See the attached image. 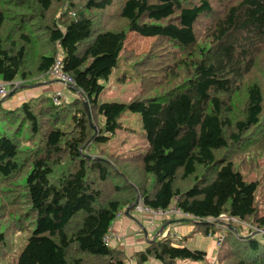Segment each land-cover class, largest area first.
<instances>
[{
  "label": "trees",
  "instance_id": "obj_1",
  "mask_svg": "<svg viewBox=\"0 0 264 264\" xmlns=\"http://www.w3.org/2000/svg\"><path fill=\"white\" fill-rule=\"evenodd\" d=\"M128 33L149 50H125ZM120 59L138 91L98 103ZM56 61L72 100L0 103V260L28 231L15 264L197 262L182 240L199 233L222 235L213 264H264V0H0V81L51 80ZM126 110L145 147L107 153L131 131ZM139 201L193 230L176 241L158 226L131 255L104 245Z\"/></svg>",
  "mask_w": 264,
  "mask_h": 264
},
{
  "label": "rangeland",
  "instance_id": "obj_2",
  "mask_svg": "<svg viewBox=\"0 0 264 264\" xmlns=\"http://www.w3.org/2000/svg\"><path fill=\"white\" fill-rule=\"evenodd\" d=\"M153 39L141 37L135 33H128L126 41H125V50L131 51L135 55H139L142 52H147L151 46ZM17 86L8 85L7 86V94L5 97L0 99H5L2 106L7 107L9 105V100L16 97L17 93L14 94L15 89L19 86H24L31 84L30 81H20L15 80ZM34 81V80H33ZM103 88L100 93L97 95L98 103H109V102H117V103H127L130 98L138 91V77L132 73V71L128 70L122 60L118 61V66L112 70L107 81L102 83ZM14 90V91H13ZM24 90V88H23ZM66 92L69 90L65 89ZM11 92V93H10ZM9 93L11 95H9ZM42 97H49L48 93L41 94ZM18 104V103H17ZM15 104V105H17ZM122 121L124 125L127 126L131 131L127 130L123 134L117 133L115 136L111 137V141H109L106 145L103 143L100 145L105 148L107 153H130V152H138L143 150L145 147L144 142L140 137L141 135V121L140 115L137 113H129L127 110L123 112ZM134 212V211H133ZM123 215V213H122ZM121 215V216H122ZM137 215L134 213L133 218H136ZM171 228V232L173 231L179 232L184 227L193 225L188 221L177 222ZM30 232L23 231L16 233L15 235H11L9 237L8 242V250L5 255L1 258L0 264H15L20 251L26 243L27 238L29 237ZM184 245V242L182 243ZM215 250L217 251L216 238H215ZM210 256V253H209ZM189 260L184 261L181 264H188Z\"/></svg>",
  "mask_w": 264,
  "mask_h": 264
},
{
  "label": "crops",
  "instance_id": "obj_3",
  "mask_svg": "<svg viewBox=\"0 0 264 264\" xmlns=\"http://www.w3.org/2000/svg\"><path fill=\"white\" fill-rule=\"evenodd\" d=\"M50 81L51 80H43L41 77H38L33 81V84H31L32 87H29L27 89L25 87L24 90L17 93L16 97H14L13 100L10 99L9 105H7V107H13L17 103L19 104L22 101H25L31 97H37L43 93H48L49 96H51V94H53L54 92H61L67 100H72L74 98V94L71 91H65L67 87H65L64 84L62 85L57 82L50 83ZM130 215L134 216V212H132ZM162 220L163 218L154 217L150 214L144 213L139 217L136 216L135 222L130 217L122 215L119 218L115 219L109 228V232L111 235L110 245L118 246L120 249H123L128 255L133 254L135 251L142 250L147 246V243L150 240L147 233H150L158 226L160 228L163 224L169 222V220H166L165 222H163ZM176 223L177 222H174L168 225L164 230L163 235L168 234L169 237L179 236L183 238L193 230V225H189L184 227L179 232L173 231L172 233L171 228L174 225H178ZM183 242L184 246H186L190 250H201L206 253V256L202 261L189 262L188 264L216 263L218 250H215V236H204L198 233L186 237L185 240H182V243ZM144 264L161 263L154 258H149Z\"/></svg>",
  "mask_w": 264,
  "mask_h": 264
},
{
  "label": "built area",
  "instance_id": "obj_4",
  "mask_svg": "<svg viewBox=\"0 0 264 264\" xmlns=\"http://www.w3.org/2000/svg\"><path fill=\"white\" fill-rule=\"evenodd\" d=\"M46 77L48 79H51V80H59V81L63 82V84H65V85L72 84V79L67 74L63 73L60 70L59 61H56V64L54 65L52 70L47 72ZM14 84L17 85V83H14ZM8 85H11V83L0 82V98H3L6 96ZM50 97H51L52 102L54 104H60L61 102L66 101V98L64 97V95L61 92H54L53 94H51ZM134 213L137 214L136 215L137 217L141 216V214H144V213L150 214V215H152L154 217H158V218H163V217H167V216H174V217L184 216V214L176 207H170L168 209L152 210V209H148V208L144 207L140 203V201L135 206ZM121 215H122V212L117 213L116 219L119 218ZM171 237H172V239H174L176 241L181 240V237H179V236H171ZM110 240H111V235H110V232L108 230V232L103 237L104 245H110ZM221 241H222V235H217L216 236L217 245H219L221 243Z\"/></svg>",
  "mask_w": 264,
  "mask_h": 264
},
{
  "label": "water",
  "instance_id": "obj_5",
  "mask_svg": "<svg viewBox=\"0 0 264 264\" xmlns=\"http://www.w3.org/2000/svg\"><path fill=\"white\" fill-rule=\"evenodd\" d=\"M34 86H36V85H34ZM25 87H27V86H22L21 88H25ZM14 91V90H13ZM11 93V92H10ZM9 93V95H11ZM5 99H0V103H2L3 101H4ZM83 104H84V108H85V111L87 112V115H88V117H90V111H89V104H88V102H87V100H83ZM93 126V125H92ZM93 128H94V126H93ZM124 215L126 216V217H130L132 220H134L135 222H136V218H133L130 214H129V209H126L125 210V212H124ZM170 224V222H168V223H166V224H163L161 227H160V229H159V232H161L164 228H165V226H167V225H169ZM145 231V230H144Z\"/></svg>",
  "mask_w": 264,
  "mask_h": 264
},
{
  "label": "bare ground",
  "instance_id": "obj_6",
  "mask_svg": "<svg viewBox=\"0 0 264 264\" xmlns=\"http://www.w3.org/2000/svg\"><path fill=\"white\" fill-rule=\"evenodd\" d=\"M14 83H16V81H13V83H11V84H13L14 86H17V85H15Z\"/></svg>",
  "mask_w": 264,
  "mask_h": 264
}]
</instances>
